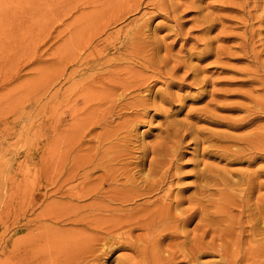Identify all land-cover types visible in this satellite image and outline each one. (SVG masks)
I'll return each instance as SVG.
<instances>
[{
	"label": "bare ground",
	"instance_id": "obj_1",
	"mask_svg": "<svg viewBox=\"0 0 264 264\" xmlns=\"http://www.w3.org/2000/svg\"><path fill=\"white\" fill-rule=\"evenodd\" d=\"M45 4L81 10L46 72L49 89L56 77L67 86L61 96L49 93L45 99L43 164L23 171L13 185L16 222L25 219L17 226L27 232L10 244L12 264H104L117 251L124 253L117 264H216L200 260L212 253L220 264H239L245 252L264 245V164L239 172L219 165L244 156L248 167L257 159L264 161V125L254 122L256 110L264 113V103L246 107L250 113L241 118L223 119L228 129L251 127L239 135L199 128L161 110L162 133L150 145H137L144 135L139 126L151 121L150 110L162 104L176 107L181 95L172 87L187 86L188 70L177 74L190 67L187 60L146 34L155 16L179 19L184 11L180 5L172 0ZM144 7L154 11L141 12L122 33L108 32ZM160 82L164 87L154 89ZM189 82L204 79L197 74ZM202 113L201 120L211 123L219 124L222 117L211 109ZM63 115L69 122L62 121ZM205 142L209 145L200 156L208 153L217 161L206 163L195 156L192 170L183 171L182 148ZM188 177L194 180L182 184ZM189 188L193 191L186 194ZM220 198H227L225 207ZM27 211L34 217H26ZM225 212L229 222L222 228Z\"/></svg>",
	"mask_w": 264,
	"mask_h": 264
},
{
	"label": "rangeland",
	"instance_id": "obj_2",
	"mask_svg": "<svg viewBox=\"0 0 264 264\" xmlns=\"http://www.w3.org/2000/svg\"><path fill=\"white\" fill-rule=\"evenodd\" d=\"M172 1L180 5V10H184L179 12V19L155 16L151 23H148L146 34H153L148 37H152L161 46L163 42L169 45L173 56L187 60L190 67L181 68L177 73L181 75L183 71L188 70L189 77L185 80L187 86H183V90L172 87L175 95H181V99L174 103L176 107L162 104L159 109L150 110L151 121L139 126V131L143 130L144 135L141 139L139 137L137 145L139 143L150 145L162 133L164 113L161 110H171L176 113L174 116L177 119H183L182 121L186 119L199 128L208 127L237 135L247 132L251 127L228 129L229 127L223 122L227 117L233 119L247 115L250 112L247 113L246 107L253 109L252 106L254 107L256 101L264 103V86H261L264 83V75H262L264 74V62H262L264 61V0ZM55 7L46 6L45 0H0V263L2 264H12V254L10 255L9 251L12 253L10 249L14 238L22 237L27 232V229L22 228V232L17 226L19 223H24L25 219L22 217L23 219L16 222L14 182L21 177L23 171H34L43 164L45 99L49 93L61 96V92L67 86L63 83L64 78L62 80L61 77H56L49 89L46 72L57 58L60 43L68 36L67 33L70 34L75 28L73 20L81 9ZM151 9L142 8L123 22L110 26L108 32L113 30L124 32L127 26L128 28L133 26V20L141 12L152 14L154 10ZM207 24H210V28ZM198 66L199 70H197ZM197 74L204 79V82L190 84L189 81H192ZM156 84L154 89L164 87L161 82ZM58 89L59 93H56ZM221 95L223 96L220 97ZM218 104H222V108L214 109L213 106L217 107ZM178 107L181 109L178 110ZM210 109L211 112L215 110L216 114H219L218 117L222 116L219 124L211 123L210 120H201L205 116L202 112ZM256 111L255 126H262L264 113ZM60 115L55 117L56 121L61 119L62 115L61 117ZM197 115L198 118L192 117ZM69 119V116L63 115L62 121L66 120L67 123ZM200 144L190 143L182 148L184 157L180 162L187 164H183V171L192 170V159L195 156L206 163L217 161L213 157H208V153L203 157L200 156L202 148L209 143ZM244 157L230 163L224 159L219 165L224 164L227 170L239 172L264 164L262 159H257L250 168ZM232 176L238 178L237 174ZM192 180L194 178L188 177L181 182L185 185ZM43 191V188L40 189V193ZM190 191L192 192L193 189L189 188L186 194ZM220 201L225 207L227 198H220ZM38 210L39 208L35 212ZM34 214H29L27 211L26 217L32 218ZM221 216L224 222L223 226H220L224 228L229 222L228 213H222ZM193 224L194 222L190 228ZM123 254L119 251L112 253L104 264H117L116 259H120ZM203 257L200 260L204 263H221L216 253ZM239 264H264V245L251 253L245 252V258L240 260Z\"/></svg>",
	"mask_w": 264,
	"mask_h": 264
}]
</instances>
